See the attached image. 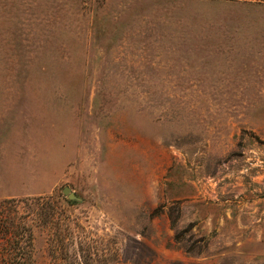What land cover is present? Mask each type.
Masks as SVG:
<instances>
[{"label":"rangeland","instance_id":"rangeland-1","mask_svg":"<svg viewBox=\"0 0 264 264\" xmlns=\"http://www.w3.org/2000/svg\"><path fill=\"white\" fill-rule=\"evenodd\" d=\"M260 88L264 0H0V264H264Z\"/></svg>","mask_w":264,"mask_h":264},{"label":"water","instance_id":"water-1","mask_svg":"<svg viewBox=\"0 0 264 264\" xmlns=\"http://www.w3.org/2000/svg\"><path fill=\"white\" fill-rule=\"evenodd\" d=\"M62 194L70 200H74L76 198L75 195L71 192V190L68 187L63 188Z\"/></svg>","mask_w":264,"mask_h":264},{"label":"trees","instance_id":"trees-1","mask_svg":"<svg viewBox=\"0 0 264 264\" xmlns=\"http://www.w3.org/2000/svg\"><path fill=\"white\" fill-rule=\"evenodd\" d=\"M26 236V238H29L30 237V234H28V235H25Z\"/></svg>","mask_w":264,"mask_h":264},{"label":"crops","instance_id":"crops-1","mask_svg":"<svg viewBox=\"0 0 264 264\" xmlns=\"http://www.w3.org/2000/svg\"><path fill=\"white\" fill-rule=\"evenodd\" d=\"M261 90H264V88H260Z\"/></svg>","mask_w":264,"mask_h":264}]
</instances>
